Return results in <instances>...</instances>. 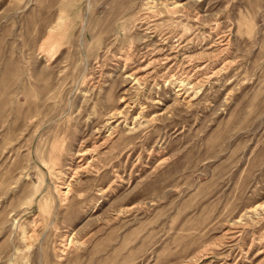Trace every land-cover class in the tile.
I'll return each mask as SVG.
<instances>
[{
    "label": "rangeland",
    "instance_id": "374dc122",
    "mask_svg": "<svg viewBox=\"0 0 264 264\" xmlns=\"http://www.w3.org/2000/svg\"><path fill=\"white\" fill-rule=\"evenodd\" d=\"M0 264H264V0H0Z\"/></svg>",
    "mask_w": 264,
    "mask_h": 264
},
{
    "label": "bare ground",
    "instance_id": "6f19581e",
    "mask_svg": "<svg viewBox=\"0 0 264 264\" xmlns=\"http://www.w3.org/2000/svg\"><path fill=\"white\" fill-rule=\"evenodd\" d=\"M256 210H257V207L256 206L248 209V211H256Z\"/></svg>",
    "mask_w": 264,
    "mask_h": 264
}]
</instances>
